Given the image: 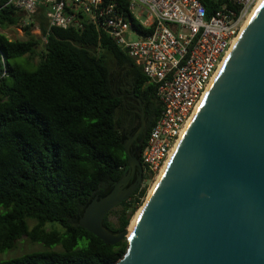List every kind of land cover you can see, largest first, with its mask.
Wrapping results in <instances>:
<instances>
[{
	"label": "trees",
	"instance_id": "1",
	"mask_svg": "<svg viewBox=\"0 0 264 264\" xmlns=\"http://www.w3.org/2000/svg\"><path fill=\"white\" fill-rule=\"evenodd\" d=\"M114 1L135 29H143L129 13L128 0ZM200 1L208 15L231 2ZM8 2L0 0L1 6ZM25 18L9 5L0 13L1 31L21 27L27 36L11 41L0 33V61L5 58L8 71L0 83V254L23 239L46 250L0 264H115L126 253L127 240L107 245L82 228L77 217L95 194L109 192L126 174L123 131L140 123L137 99L147 127L132 148L140 147L142 159L162 110L155 86L95 25L49 28L45 7L38 8L27 26ZM36 28L41 36L32 34ZM25 57L28 62L39 58L36 69L10 63ZM144 185L108 213V230L129 228L144 204ZM113 214L116 223L110 221Z\"/></svg>",
	"mask_w": 264,
	"mask_h": 264
},
{
	"label": "water",
	"instance_id": "2",
	"mask_svg": "<svg viewBox=\"0 0 264 264\" xmlns=\"http://www.w3.org/2000/svg\"><path fill=\"white\" fill-rule=\"evenodd\" d=\"M123 131L128 170L95 194L78 224L107 245L128 248L115 264H264V0L246 24L133 232L104 226L110 211L143 180L140 147L147 127Z\"/></svg>",
	"mask_w": 264,
	"mask_h": 264
},
{
	"label": "built area",
	"instance_id": "3",
	"mask_svg": "<svg viewBox=\"0 0 264 264\" xmlns=\"http://www.w3.org/2000/svg\"><path fill=\"white\" fill-rule=\"evenodd\" d=\"M128 1L129 13L143 29H135L114 0H9L0 4V13L9 5L30 20L39 7H45L49 28L82 30L86 23L93 24L142 67L162 110L141 164L148 180H158L262 0H231L212 15L200 0ZM144 13L149 18L141 21ZM29 24L24 20L23 26ZM42 41L47 42L45 37ZM7 77L6 60L1 57L0 83Z\"/></svg>",
	"mask_w": 264,
	"mask_h": 264
},
{
	"label": "rangeland",
	"instance_id": "4",
	"mask_svg": "<svg viewBox=\"0 0 264 264\" xmlns=\"http://www.w3.org/2000/svg\"><path fill=\"white\" fill-rule=\"evenodd\" d=\"M134 17L137 18V15L135 14ZM147 18H149V16L147 15V13H144V17H142L140 20L145 21ZM25 20L28 23L30 22L29 18H25ZM0 33H3L11 41H24L27 38L24 30L21 27H12V28H9L5 31L0 30ZM32 34L36 35V36H41L40 30L37 28L32 31ZM41 50H43V46H40L39 52H41ZM16 62L21 63L24 66V68L27 70H34V69H36V67L39 63V58L36 57V58L32 59L30 62H28L27 57L10 61L11 64H14ZM158 180L155 178V179H151V180H148L145 182L144 186L147 189V194H146L145 200L143 202L144 204L146 203L149 195L153 191ZM144 204H143V206H144ZM143 206L140 208V210L143 208ZM140 210L135 214L134 218L137 216V214L140 212ZM116 218H117V214H113L110 217V221L113 223H116V221H117ZM30 226L32 227L31 222H30ZM60 249H61L60 247L56 248V250H60ZM44 250H46V249L43 246L38 245V244H33L28 239H23V240L17 242L16 247H14L12 250H9L5 253L0 254V261H6V260H9L12 258L21 257V256L26 255L28 253L39 252V251H44Z\"/></svg>",
	"mask_w": 264,
	"mask_h": 264
},
{
	"label": "bare ground",
	"instance_id": "5",
	"mask_svg": "<svg viewBox=\"0 0 264 264\" xmlns=\"http://www.w3.org/2000/svg\"><path fill=\"white\" fill-rule=\"evenodd\" d=\"M261 2V1H260ZM259 2V3H260ZM259 3H258V5L257 6H259ZM256 8H258V7H256ZM256 10V9H255ZM255 10H254V12H255ZM254 14V13H253ZM248 23V22H247ZM246 23V24H247ZM246 26V25H245ZM161 178V177H160ZM160 178H159V180H160ZM159 180L157 181V183L159 182ZM157 183H156V185H157ZM156 185H155V187H156ZM154 187V188H155ZM154 190V189H153ZM153 192V191H152ZM152 192H151V194H152ZM150 194V195H151ZM150 195H149V197H150ZM148 197V198H149ZM148 200V199H147ZM143 210H144V207L140 210V212L137 214V216L132 220V222H131V224H130V228H129V230H130V232H133L134 230H135V228H136V226H137V224H138V222H139V220H140V218H141V215H142V213H143Z\"/></svg>",
	"mask_w": 264,
	"mask_h": 264
},
{
	"label": "flooded vegetation",
	"instance_id": "6",
	"mask_svg": "<svg viewBox=\"0 0 264 264\" xmlns=\"http://www.w3.org/2000/svg\"><path fill=\"white\" fill-rule=\"evenodd\" d=\"M144 183H145V180H144V174H143V180H142V183H141L140 187L143 186ZM140 187H139V188H140ZM139 188H138V189H139Z\"/></svg>",
	"mask_w": 264,
	"mask_h": 264
}]
</instances>
